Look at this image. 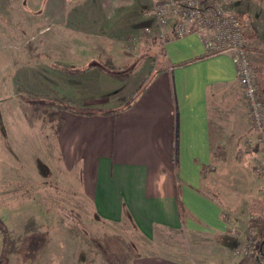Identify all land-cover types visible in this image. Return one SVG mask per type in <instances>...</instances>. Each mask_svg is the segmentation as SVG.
I'll return each mask as SVG.
<instances>
[{
  "label": "rangeland",
  "instance_id": "rangeland-1",
  "mask_svg": "<svg viewBox=\"0 0 264 264\" xmlns=\"http://www.w3.org/2000/svg\"><path fill=\"white\" fill-rule=\"evenodd\" d=\"M93 1L65 0L62 9L59 0H0V264H131L144 254L184 257L189 264L220 259L218 244L206 234L166 230L149 240L128 217H97L79 171L63 164L58 119L49 114L128 104L150 75L146 66L156 64V37L144 31L154 21L142 27L141 5L108 20ZM222 4L241 18L261 92L264 0ZM109 59L117 67L107 65ZM240 95L231 123L226 107L225 132L232 133L220 157L226 164L205 177L242 228L264 214V174L255 170L264 155L246 146L250 122Z\"/></svg>",
  "mask_w": 264,
  "mask_h": 264
},
{
  "label": "crops",
  "instance_id": "crops-1",
  "mask_svg": "<svg viewBox=\"0 0 264 264\" xmlns=\"http://www.w3.org/2000/svg\"><path fill=\"white\" fill-rule=\"evenodd\" d=\"M149 3L93 1L108 20L119 11L141 5L142 27ZM55 4L64 9L65 0ZM155 41L152 57L156 64L146 66L145 73L150 75L126 108L91 114L59 111L63 124L58 144L63 164L68 170L79 171L81 186L97 217L110 222L128 217L149 240L166 230L206 234L218 244L221 258L208 259L210 263L205 264H238L242 257L239 251L249 242V222L240 228L243 224L232 214L233 207L226 212L225 198L208 190L205 177L211 168L222 169L226 164L224 157L220 158L232 138L231 132H225L226 107L231 123L238 118L232 109L236 100L243 102L232 53L208 54L199 33L164 44L157 38ZM178 187L186 209L184 222L176 199ZM131 264L189 261L144 254Z\"/></svg>",
  "mask_w": 264,
  "mask_h": 264
},
{
  "label": "built area",
  "instance_id": "built-area-1",
  "mask_svg": "<svg viewBox=\"0 0 264 264\" xmlns=\"http://www.w3.org/2000/svg\"><path fill=\"white\" fill-rule=\"evenodd\" d=\"M223 1L150 0L143 16L154 22L144 31L164 43L172 38L199 33L208 54L232 53L248 108L250 131L245 143L252 151L255 152L257 147L256 151L264 155V103L246 48L244 25L237 14L226 12ZM257 159L255 170L264 174V157ZM247 251L246 244L239 252L246 254Z\"/></svg>",
  "mask_w": 264,
  "mask_h": 264
},
{
  "label": "trees",
  "instance_id": "trees-1",
  "mask_svg": "<svg viewBox=\"0 0 264 264\" xmlns=\"http://www.w3.org/2000/svg\"><path fill=\"white\" fill-rule=\"evenodd\" d=\"M245 36L248 37V35ZM251 37V36H249ZM110 61L107 63V65H110L111 67H114L117 65H115V63L109 59ZM105 64V62H104ZM87 68H90L92 66V64H88ZM111 72L113 71L112 68ZM113 75V73H112ZM117 77H122V75H117ZM261 99L264 103V85H261ZM126 96L123 98H120V101L123 99L125 100ZM131 102H129L128 104H124L121 105L119 108L117 109H104L100 112L103 113H110V112H115V111H119V110H123L124 108H126ZM66 110H71L73 112H77V113H85V114H91V113H95V111L92 110H87V109H75V108H71V107H65ZM59 111L58 112H52L49 114L50 120H54V119H58V130L60 129V127L63 124V119L61 118V116L59 115ZM176 199H177V203H178V208H179V215L181 216V220L184 222L185 221V217H186V209L184 204L182 203L181 200V189L180 187H178L176 189ZM249 231H250V237H249V244H248V251L246 254H244V256L241 257L240 261L238 262V264H264V214L257 216V217H253L250 219L249 221Z\"/></svg>",
  "mask_w": 264,
  "mask_h": 264
}]
</instances>
